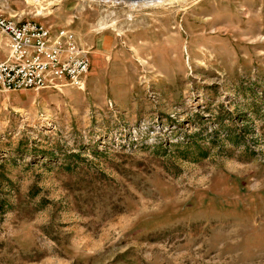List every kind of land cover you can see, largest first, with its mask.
<instances>
[{
  "label": "rangeland",
  "instance_id": "374dc122",
  "mask_svg": "<svg viewBox=\"0 0 264 264\" xmlns=\"http://www.w3.org/2000/svg\"><path fill=\"white\" fill-rule=\"evenodd\" d=\"M0 9L89 60L0 92V264H264V0Z\"/></svg>",
  "mask_w": 264,
  "mask_h": 264
},
{
  "label": "built area",
  "instance_id": "2783aa9c",
  "mask_svg": "<svg viewBox=\"0 0 264 264\" xmlns=\"http://www.w3.org/2000/svg\"><path fill=\"white\" fill-rule=\"evenodd\" d=\"M88 68L87 52L70 30L0 9V92L81 87Z\"/></svg>",
  "mask_w": 264,
  "mask_h": 264
}]
</instances>
